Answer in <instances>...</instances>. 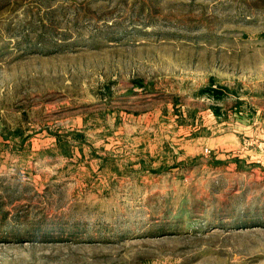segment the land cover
<instances>
[{
  "label": "rangeland",
  "instance_id": "rangeland-1",
  "mask_svg": "<svg viewBox=\"0 0 264 264\" xmlns=\"http://www.w3.org/2000/svg\"><path fill=\"white\" fill-rule=\"evenodd\" d=\"M262 111L264 0H0V264H264Z\"/></svg>",
  "mask_w": 264,
  "mask_h": 264
},
{
  "label": "crops",
  "instance_id": "crops-1",
  "mask_svg": "<svg viewBox=\"0 0 264 264\" xmlns=\"http://www.w3.org/2000/svg\"><path fill=\"white\" fill-rule=\"evenodd\" d=\"M263 113H262V115H260L261 116V118H260V116H259V120L258 121H261L260 122V125H258V126H256V128H263L262 129V131H264V111H262ZM264 144V142H260L259 144H256V147H252L251 149L249 148V146H243L242 147V150H245V149H247L246 150V153H250V152H259V151H263L262 150V148L263 147H261L262 145ZM258 146H260L259 148H258ZM261 149V150H260Z\"/></svg>",
  "mask_w": 264,
  "mask_h": 264
},
{
  "label": "built area",
  "instance_id": "built-area-1",
  "mask_svg": "<svg viewBox=\"0 0 264 264\" xmlns=\"http://www.w3.org/2000/svg\"><path fill=\"white\" fill-rule=\"evenodd\" d=\"M206 150H207V152H209V153L211 152V151H210V149H206ZM257 161H259V162H260V160H257Z\"/></svg>",
  "mask_w": 264,
  "mask_h": 264
}]
</instances>
